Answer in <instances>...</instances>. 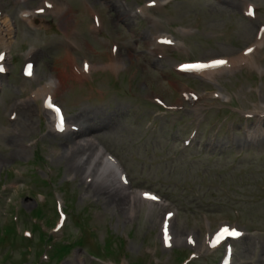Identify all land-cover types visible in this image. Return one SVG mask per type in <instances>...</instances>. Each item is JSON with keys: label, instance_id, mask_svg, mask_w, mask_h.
Listing matches in <instances>:
<instances>
[{"label": "rangeland", "instance_id": "rangeland-1", "mask_svg": "<svg viewBox=\"0 0 264 264\" xmlns=\"http://www.w3.org/2000/svg\"><path fill=\"white\" fill-rule=\"evenodd\" d=\"M54 1L67 3L68 9L59 16L52 13L51 27L38 30L18 16L42 0L23 6L0 0V10L15 18L19 30L9 46L15 60L0 91V264H94V255L103 259L99 264H180L188 257L185 248L168 251L160 240L167 211L176 212L175 236L193 232L197 237L200 258L190 264H221L224 249L208 250L205 243L207 234L225 223L244 231V237L233 242L232 264H264V121L259 131L254 130L256 119L244 118L249 111L264 113V47L247 65L216 74L207 83L174 75L179 84L175 90L164 78L172 73L175 60L187 55L206 59L242 54L264 25V0H169L154 12L153 20L133 17L135 8L148 0ZM245 2L259 8L258 19L243 15ZM90 7L101 17V35L90 31ZM69 17L72 31L65 20ZM168 25L195 33L183 36L191 45L189 52L159 61L149 55V43L152 34L168 31ZM110 41L120 45L121 73L103 70L78 80L66 48L79 47L72 55L78 61L91 57L101 63L110 59ZM88 44L93 50L87 54ZM30 48L38 51L35 80L22 74L21 50ZM52 77L63 81L55 98L68 123L87 129V135L50 131L41 99L31 94ZM187 85L201 92L214 90L219 98L202 104L208 107L203 110L205 121L184 148L182 140L195 126L194 112L165 111L153 99L185 106L180 94ZM99 148L116 158L128 176L120 200L116 186L93 177L86 181L88 162ZM146 190L159 194L163 204L141 201ZM55 201L68 215L58 232ZM38 206L43 219L36 224L33 212ZM13 223L17 233L6 242L3 238ZM36 225L53 234L59 245L65 242L64 234L74 243L82 237L84 244L47 260L49 248L41 244ZM26 231L34 234L32 243L15 238Z\"/></svg>", "mask_w": 264, "mask_h": 264}, {"label": "bare ground", "instance_id": "bare-ground-1", "mask_svg": "<svg viewBox=\"0 0 264 264\" xmlns=\"http://www.w3.org/2000/svg\"><path fill=\"white\" fill-rule=\"evenodd\" d=\"M166 2H161V4H165ZM55 6V5H54ZM56 12L58 14H61L63 12L66 11V9L68 8L67 4L64 2H61L59 4V6L56 5ZM29 20V19H27ZM69 26L71 28V30L73 29V24L71 22V20H69ZM13 26L12 21L7 20V18L5 17H1L0 18V47H4L5 49H9V46L11 45V40H12V34L13 31H10V28ZM102 29V28H101ZM70 30V29H69ZM68 30V31H69ZM10 36V38L8 37ZM254 55H242L238 58H230L227 59V65H225L224 67L218 69L216 71V73L225 71V72H231L233 71L235 68H240L241 66H243L244 64H246L245 62H248L252 56ZM70 57V55H69ZM69 57H68V61H69ZM6 59H8V55L6 54ZM73 64V62H72ZM107 68L112 69V70H116L120 68V64L116 63L113 58H111L110 63L108 65H106ZM73 72V71H72ZM213 74V73H212ZM212 74L206 76L207 78H211ZM76 78L79 77L78 74L77 76L74 75ZM85 77L84 75H82L79 78H83ZM65 78V76H64ZM78 79V78H77ZM61 86L63 87V81H61ZM59 83L55 80V79H51L45 86L43 85L37 92L35 95V99L43 97L46 98L47 96H50L56 86V89L58 87ZM50 115V117L53 119L52 113L49 112L48 113ZM49 118V123H50V127L52 128V130L54 131V123L53 120ZM262 121L258 120V124H261ZM257 127V126H256ZM259 127H261L259 125ZM257 129L260 131V129L257 127ZM75 134V133H74ZM87 129H86V135H87ZM89 137V136H88ZM90 138V137H89ZM101 153H104L101 150ZM100 152H97V154H95V157H92V160L90 162H88L87 168H86V172L89 173L88 176H86V179L88 178H95L98 181L102 182V183H109V185L111 187H115L117 185H120L122 191L117 190V196L116 199L120 200V198L125 195V187L124 185H122V179H120V167L119 165L115 164L112 160H106L104 159L105 154H101ZM134 199H136V196L134 195V197L131 198V200L133 201ZM133 209V207H132ZM181 241V240H180Z\"/></svg>", "mask_w": 264, "mask_h": 264}, {"label": "snow or ice", "instance_id": "snow-or-ice-1", "mask_svg": "<svg viewBox=\"0 0 264 264\" xmlns=\"http://www.w3.org/2000/svg\"><path fill=\"white\" fill-rule=\"evenodd\" d=\"M251 14V13H250ZM227 62L226 61H223V60H220V61H215L213 63V65L211 66H218V65H222V64H226ZM185 69H190V68H202V67H208V65H186L184 66ZM151 199L155 200L157 199L155 196H152ZM223 233H227L228 235L230 236H233V237H239L242 235V233H240L239 231H236L235 229H232V230H229V229H223L222 230V234ZM221 234V235H222ZM166 239H167V235H166ZM219 239V237H218Z\"/></svg>", "mask_w": 264, "mask_h": 264}, {"label": "trees", "instance_id": "trees-1", "mask_svg": "<svg viewBox=\"0 0 264 264\" xmlns=\"http://www.w3.org/2000/svg\"><path fill=\"white\" fill-rule=\"evenodd\" d=\"M8 231V234H15V230H14V228L13 227H11L10 229H7ZM12 238H14V237H12ZM16 238V237H15ZM66 251H67V247L65 246H61V247H57L56 248V250H55V255H56V257H62V256H64L65 255V253H66Z\"/></svg>", "mask_w": 264, "mask_h": 264}, {"label": "water", "instance_id": "water-1", "mask_svg": "<svg viewBox=\"0 0 264 264\" xmlns=\"http://www.w3.org/2000/svg\"><path fill=\"white\" fill-rule=\"evenodd\" d=\"M42 27H43V28L45 27L44 23L42 24Z\"/></svg>", "mask_w": 264, "mask_h": 264}]
</instances>
